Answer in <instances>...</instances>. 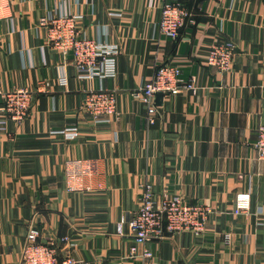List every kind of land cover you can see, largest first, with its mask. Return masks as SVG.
Masks as SVG:
<instances>
[{"label":"crops","instance_id":"crops-1","mask_svg":"<svg viewBox=\"0 0 264 264\" xmlns=\"http://www.w3.org/2000/svg\"><path fill=\"white\" fill-rule=\"evenodd\" d=\"M164 1L0 0L3 88L36 91L29 116L0 134V264H21L31 228L42 240L69 237L60 256L77 264H264V161L254 147L264 124V0H182L196 24L177 39L159 31ZM64 10L83 16L82 34L121 47L117 76L104 81L118 94L110 122L83 109L99 81L78 77L72 56L46 44L41 17ZM228 40L234 63L220 73L206 56ZM166 63L200 88L164 96L150 124L132 92ZM68 128L79 136L66 137ZM145 183L211 207L205 233L183 231L150 242L152 258H130L131 231L117 228L139 209ZM244 191L251 209L237 215Z\"/></svg>","mask_w":264,"mask_h":264},{"label":"built area","instance_id":"built-area-1","mask_svg":"<svg viewBox=\"0 0 264 264\" xmlns=\"http://www.w3.org/2000/svg\"><path fill=\"white\" fill-rule=\"evenodd\" d=\"M153 5V0H150ZM233 3H231L232 7ZM80 13L60 11L44 15L40 25L46 29V44L58 50L64 57L72 56L77 76L86 80H98V88L86 91L83 109L91 114L95 123L110 122L119 115L118 94L115 89L104 86V81L117 76V58L121 47L116 42H104L99 37L82 34L79 23ZM196 24L195 14L182 0H165L158 23L159 31L171 39H177L184 27ZM236 45L228 40L210 45L206 63L220 73L228 72L234 63ZM63 68V67H62ZM66 81L64 69L60 75ZM41 85L48 86L42 82ZM200 86L196 76L184 77L179 65L166 63L159 65L155 75L141 83L133 92V97L146 106V117L150 124L157 120L159 106L156 94L177 95L185 91L196 93ZM36 91L27 87L4 89L0 77V134L7 131L11 121L21 123L29 116ZM62 133L74 139L79 136L77 128L64 129ZM254 147L258 158L264 161V124L256 128ZM251 191L238 193L235 199V214L248 213L251 209ZM211 207L200 203H190L180 194L163 192L157 195L152 185L145 183L139 209L131 219L122 218L117 231L124 233L128 225L133 243L129 249L130 258H152L153 252L147 246L190 231L197 236L205 233ZM231 234H225L229 243ZM69 237L41 239V231L31 228L28 231L22 251L21 264H77L78 261L67 255L60 256V244L67 243Z\"/></svg>","mask_w":264,"mask_h":264},{"label":"water","instance_id":"water-1","mask_svg":"<svg viewBox=\"0 0 264 264\" xmlns=\"http://www.w3.org/2000/svg\"><path fill=\"white\" fill-rule=\"evenodd\" d=\"M163 97H164V94H163L162 92H158V93L156 94V103H157V104L162 103Z\"/></svg>","mask_w":264,"mask_h":264}]
</instances>
